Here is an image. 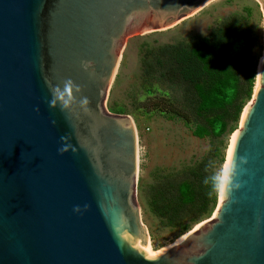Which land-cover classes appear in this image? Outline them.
Listing matches in <instances>:
<instances>
[{"label": "water", "instance_id": "1", "mask_svg": "<svg viewBox=\"0 0 264 264\" xmlns=\"http://www.w3.org/2000/svg\"><path fill=\"white\" fill-rule=\"evenodd\" d=\"M208 1L0 0V264H264V49L220 202L161 253L139 222L134 124L105 109L125 36Z\"/></svg>", "mask_w": 264, "mask_h": 264}, {"label": "rangeland", "instance_id": "2", "mask_svg": "<svg viewBox=\"0 0 264 264\" xmlns=\"http://www.w3.org/2000/svg\"><path fill=\"white\" fill-rule=\"evenodd\" d=\"M253 3L258 6V9H255V24L258 34L262 37V50L255 48L253 55L254 58L259 55L261 58L264 49V9L258 0H209L198 11L168 28L125 36L121 46L119 61L104 104L108 113L110 103L124 108L125 114H110L128 117L136 130L135 201L139 222L148 235V246L153 254L165 250L202 222L185 219L179 225L173 226L159 216L154 202L160 198L161 192L166 190L165 196L171 203H175L177 197H170L166 187L169 184L177 186L189 180L190 170L209 157V173L217 185V203L218 186L230 136L237 131L240 118L237 122H229L228 130L221 136L210 135L203 139L194 137L192 127L185 126L182 120L163 115L171 110L167 102L170 98L177 100V103L183 102L185 90L182 87L172 90L165 79L154 74L153 77L157 78L152 80L151 92L147 91L143 63L146 58L153 62L151 54H157L169 44L186 45L192 43L194 37L208 36L223 18ZM255 81L256 77L254 87ZM249 101L245 100L244 107ZM158 107L164 113L155 111ZM211 215L203 221L209 220ZM191 217L195 218L194 215ZM180 225H185V228L179 227Z\"/></svg>", "mask_w": 264, "mask_h": 264}, {"label": "trees", "instance_id": "3", "mask_svg": "<svg viewBox=\"0 0 264 264\" xmlns=\"http://www.w3.org/2000/svg\"><path fill=\"white\" fill-rule=\"evenodd\" d=\"M256 8L254 3L243 6L218 22L208 36L194 37L186 45L169 44L151 54L153 62L146 58L143 74L147 91L151 92L152 80L157 77L165 79L172 90H185L182 103L170 98L167 102L171 110L164 113L158 107L155 111L182 120L185 126L192 127V134L198 139L221 136L228 130L229 122L239 120L245 100H250L253 93L260 58H254L253 52L255 48L262 50V37L255 24ZM108 110L114 114L126 111L112 103ZM208 159L190 170L189 180L166 187L170 197H177L175 203L165 196L166 190L161 192L154 207L163 220L177 226L185 219L203 221L213 213L217 185L209 173Z\"/></svg>", "mask_w": 264, "mask_h": 264}, {"label": "bare ground", "instance_id": "4", "mask_svg": "<svg viewBox=\"0 0 264 264\" xmlns=\"http://www.w3.org/2000/svg\"><path fill=\"white\" fill-rule=\"evenodd\" d=\"M259 66H260V62H259L258 67H257V73H258V71H259ZM256 75H257V74H256ZM256 87H257V81H255L254 91H255ZM254 91H253V93H254ZM248 105H249V103H248ZM248 105H247V106H248ZM247 106L243 109V111H242V113H241L239 127L241 126V122H242V119H243V117H244V114H245V111H246ZM236 133H237V131H235V132L230 136L229 146H228V149H227V151H226L225 162H224V165H223V167H222L223 169H222L221 178H220V183H219V189H218V203H219L220 200H221V191H222V187H223V184H224L225 175H226V170H227V166H228V162H229V158H230V154H231V149H232V147H233L234 140H235V137H236ZM212 217H213V216H212ZM198 226H199V225H197V226L195 227V229H196ZM195 229H194V230H195ZM182 238H183V236H182V237H179V238L175 241L174 244H176L177 242H179ZM146 248H147V250H148L151 254H153V252L151 251L150 246H148V242H147V244H146ZM165 249H166V248H165ZM163 251H164V249H163L161 252H163ZM161 252H159V253H161ZM155 254H156V253H155Z\"/></svg>", "mask_w": 264, "mask_h": 264}, {"label": "clouds", "instance_id": "5", "mask_svg": "<svg viewBox=\"0 0 264 264\" xmlns=\"http://www.w3.org/2000/svg\"><path fill=\"white\" fill-rule=\"evenodd\" d=\"M72 87L73 85L71 81H66L64 83L63 88L59 86L54 87L52 89L54 99L51 101V103L54 105L56 103V100H60L66 106L68 103V100L65 99V97L69 95V91ZM84 103H87V101L85 100ZM74 210H78V209H74Z\"/></svg>", "mask_w": 264, "mask_h": 264}]
</instances>
